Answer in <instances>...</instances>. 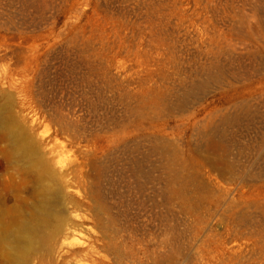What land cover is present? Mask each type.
Segmentation results:
<instances>
[{"label": "rangeland", "instance_id": "1", "mask_svg": "<svg viewBox=\"0 0 264 264\" xmlns=\"http://www.w3.org/2000/svg\"><path fill=\"white\" fill-rule=\"evenodd\" d=\"M0 110V264H264V0H0Z\"/></svg>", "mask_w": 264, "mask_h": 264}, {"label": "bare ground", "instance_id": "2", "mask_svg": "<svg viewBox=\"0 0 264 264\" xmlns=\"http://www.w3.org/2000/svg\"><path fill=\"white\" fill-rule=\"evenodd\" d=\"M0 124L8 127L7 128L8 134L11 136V138L14 139L16 149L19 153L29 154V153L37 152L38 149H37L36 142L32 139L30 133L27 130H25L23 127H21V125L16 121L15 117L11 114L10 111L0 110ZM40 163H41V160H40ZM42 164H43V170L47 171V168H46L47 164L44 161H42ZM61 193H62V190H61L60 186H58L54 189H50L48 192L47 191L45 192L44 202L46 203V206L41 209V211L39 212V214L37 216L36 223L38 225V228L37 229L35 227L33 228V224H29L27 221H25L24 223L17 224L15 231H14V234H15V236H14L15 240L14 241L18 242L19 239L21 237H23L22 236V234L24 233L23 231H29L28 236H30V237L33 236V238H37L39 241V247L40 248L44 249L47 253L53 252V250H54V245L52 244V242H53L52 241V235L53 234L45 232L44 230H40L39 228L42 227L43 224H46L47 222H50L52 220H54L56 227L61 226V224L63 222V214L62 213H63L64 208H62L61 206H53V205L47 206L48 201H49V203H51L54 200V198H56L57 196H61ZM67 234L71 235L72 232H69V230H68ZM69 235H67V237ZM60 246L63 247L62 245H60ZM111 248H113V247H111ZM104 255H102V256H104ZM151 257H152V255H151ZM24 258L25 257H21V261H24L25 260ZM105 259H107V258H105ZM151 262H152V260H151ZM155 262H154L155 264H158L157 259H155ZM159 263H161V262H159ZM92 264H98V263L94 260L92 262ZM151 264H153V262Z\"/></svg>", "mask_w": 264, "mask_h": 264}]
</instances>
